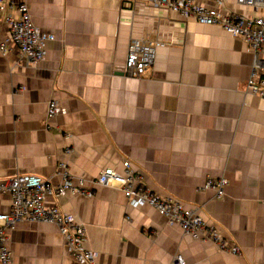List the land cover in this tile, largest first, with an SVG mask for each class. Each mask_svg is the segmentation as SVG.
Returning <instances> with one entry per match:
<instances>
[{
	"label": "crops",
	"instance_id": "obj_1",
	"mask_svg": "<svg viewBox=\"0 0 264 264\" xmlns=\"http://www.w3.org/2000/svg\"><path fill=\"white\" fill-rule=\"evenodd\" d=\"M194 1L260 16L236 0ZM29 13L55 40L37 65L12 45L0 53V182L21 174L56 185L59 163L89 181L128 160L153 193L197 208L241 253L182 237L154 209L128 207L117 188L86 183L92 198H46L84 225L96 264H173L176 254L186 264H264V99L246 94L248 46L146 0H29ZM8 36L1 24L0 42ZM132 39L165 43L138 79L118 70ZM51 101L64 113L47 119ZM221 177L218 200L203 188ZM10 209L0 195V214ZM7 236L12 264H80L52 224L21 222Z\"/></svg>",
	"mask_w": 264,
	"mask_h": 264
},
{
	"label": "built area",
	"instance_id": "obj_2",
	"mask_svg": "<svg viewBox=\"0 0 264 264\" xmlns=\"http://www.w3.org/2000/svg\"><path fill=\"white\" fill-rule=\"evenodd\" d=\"M145 1V0H141ZM153 7L163 9L180 17L192 20L203 26H218L233 38L240 39L252 54V65L246 81V94L264 99V0H236L237 5L260 12L258 17L244 16L234 12L222 13L217 8L197 4L194 0H146ZM217 6L222 0H214ZM6 24L9 36L0 42V53L6 54L9 45L18 49L21 60L37 65L45 59L46 44L55 40L54 36L36 27L29 13V0H0V25ZM165 43L161 40L144 41L132 39L122 67V76L141 78L152 68L157 51ZM64 109L57 101L48 104L46 118L62 115ZM66 137V136H65ZM72 152L65 147L64 154ZM56 174L61 183L53 184L36 175L17 174L0 182V195H8L11 209L0 214V264H12V252L8 246V233L21 222L47 223L54 225L61 235L69 255L80 264H96V253L87 247V234L84 225L76 223L71 215L60 211L56 206H47L46 198L72 196L93 197L91 186L119 189L128 207L132 209L150 207L163 216L171 227H178L182 237L193 241L208 242L220 253L239 255L238 246H228L214 226L207 225L200 217L197 208H188L181 202L153 193L145 184L144 176L124 160L121 170L106 167L95 179L86 180L69 173L66 163H59ZM75 181V182H74ZM228 181L225 178H208L205 190L212 189L215 198L225 195ZM173 264H186L181 254L174 256Z\"/></svg>",
	"mask_w": 264,
	"mask_h": 264
}]
</instances>
